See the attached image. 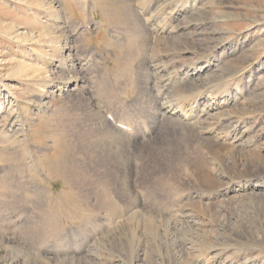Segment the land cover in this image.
I'll list each match as a JSON object with an SVG mask.
<instances>
[{
    "label": "rangeland",
    "instance_id": "obj_1",
    "mask_svg": "<svg viewBox=\"0 0 264 264\" xmlns=\"http://www.w3.org/2000/svg\"><path fill=\"white\" fill-rule=\"evenodd\" d=\"M98 1L0 0V264H264V0Z\"/></svg>",
    "mask_w": 264,
    "mask_h": 264
},
{
    "label": "bare ground",
    "instance_id": "obj_2",
    "mask_svg": "<svg viewBox=\"0 0 264 264\" xmlns=\"http://www.w3.org/2000/svg\"><path fill=\"white\" fill-rule=\"evenodd\" d=\"M98 1V0H97ZM100 1V0H99ZM98 1V2H99ZM197 0H193V3L194 2H196ZM164 4V3H163ZM162 4V5H163ZM143 5H145V4H143ZM158 5V4H157ZM165 5V4H164ZM139 6H140V4H139ZM171 6V5H170ZM144 7V6H143ZM143 7H138L139 8V10H141V12H139V13H141V14H139L138 12V14L139 15H141L142 16V23L140 24L139 23V19H140V17L137 15V16H135L134 15V17H135V19L133 18L132 20H133V26H134V28L136 29V32H135V34H134V36L132 37V39L133 40H140V41H142L143 42V45H144V47L145 48H147L148 46H149V44L147 43V39H148V37H149V39L151 40V38H153V37H155V36H151L150 35V32H149V28L147 27V24L148 23H151V20L148 18V17H145V15H146V13L144 12L145 11V9L143 8ZM133 9V8H132ZM170 10H172V9H170ZM177 10H179V9H177ZM134 11V10H133ZM138 11V10H137ZM174 11H176V10H172V12L174 13ZM177 13H175V15H173L172 16V19L173 18H176L178 15H180L181 13L180 12H178V11H176ZM158 17V16H157ZM157 17L155 16L154 17V21H156L157 20ZM139 18V19H138ZM136 23H135V22ZM191 21H194L193 19L191 20ZM191 21H185V22H187V23H183L181 26H180V28H181V30H182V32L181 33H183V31H186L187 32V30H188V28L187 27H189L190 26V22ZM195 21H199V18H197V19H195ZM202 21H205V19L204 20H202ZM190 24H189V23ZM154 22H152L151 24H153ZM194 23V22H193ZM209 23V22H208ZM194 24H196V23H194ZM180 25V24H179ZM192 25V24H191ZM196 25H198V24H196ZM161 27L162 29L160 30L158 27ZM194 26V25H193ZM179 29V28H178ZM190 29V28H189ZM162 31H166V27H165V22L162 24V25H160V24H158L155 28H154V31H151V34H153V35H158L160 32H162ZM168 32V31H167ZM190 32V31H189ZM188 32V33H189ZM168 34H170L169 32H168ZM186 34V33H185ZM190 34V33H189ZM150 35V36H149ZM188 35V34H187ZM213 36V35H212ZM188 37V36H187ZM206 37V36H205ZM166 38H170V36H168V37H166ZM171 41H169V43L171 44V45H173V46H175V47H177L178 46V44H179V42H178V40H176L175 39V37H173V36H171ZM181 39H182V43L185 41L186 42V37L183 35V36H181ZM71 48L72 47H70V48H68V49H70L69 50V52H71L72 50H71ZM72 53V52H71ZM70 53V54H71ZM73 54V53H72ZM74 55V54H73ZM67 56H68V54H67ZM70 56V55H69ZM75 60V59H74ZM71 61V60H70ZM73 65H74V63H73ZM156 65L158 66L159 64H157L156 63ZM164 65V64H163ZM168 65V64H167ZM81 66V65H80ZM152 66V65H151ZM153 66H155V65H153ZM161 66V65H160ZM156 67V66H155ZM164 67V66H163ZM79 68V67H78ZM154 68V67H153ZM158 68V67H157ZM66 69V68H65ZM162 69V68H161ZM155 70V69H154ZM159 71H160V69H159ZM176 71V70H175ZM171 73V72H170ZM186 73V72H185ZM152 74V73H151ZM156 74V73H155ZM174 74V73H173ZM170 75V74H169ZM169 77V76H168ZM165 78H167V77H165ZM171 78V77H170ZM198 78V77H197ZM203 78V77H202ZM161 79V78H160ZM168 80V79H167ZM198 80V79H197ZM169 81L170 80H168L167 81V83L165 84V86L164 87H166V85L169 83ZM208 81V80H207ZM183 82H185V81H182V83ZM164 83V82H163ZM155 84V83H154ZM190 83H188L187 84V86L189 85ZM182 85H184V84H182ZM181 85V86H182ZM192 86V85H191ZM179 87V86H178ZM184 88H185V85H184ZM214 88V87H213ZM182 89H183V87H182ZM181 89V90H182ZM188 89V88H187ZM207 89V88H206ZM7 90H8V88H7ZM163 90V89H162ZM185 90V89H184ZM203 91H204V89H202ZM179 91H180V89H179ZM188 91V90H187ZM190 91V90H189ZM193 92V91H192ZM197 92H199V91H197ZM190 93V92H189ZM169 96V95H168ZM187 97V96H186ZM14 98V97H13ZM181 98H184V97H181ZM192 98V97H191ZM196 98V97H195ZM188 99V98H187ZM187 99H185V100H187ZM190 99V98H189ZM200 99H201V97H198V98H196V99H194V103L196 102V103H198L199 101H200ZM183 100V99H182ZM171 101V100H170ZM179 101V100H178ZM177 101V102H178ZM162 101H160V102H158V104H157V107H158V109L161 111V113L163 112V113H169V114H171V115H173V116H175V117H179L180 115H182V113H184V116H185V118H188V117H190L191 116V114H192V111H190V112H188V111H184V112H181L180 110H177L176 108L177 107H173L172 105L173 104H171V103H167V102H162ZM191 102V101H190ZM182 103V102H181ZM11 104V103H10ZM190 104H192V103H190ZM199 104V103H198ZM189 105V104H188ZM14 108V107H13ZM189 109H192L193 107H188ZM167 109V110H166ZM187 109V108H186ZM3 111V108L2 107H0V112H2ZM10 114H12V113H10ZM17 115V114H16ZM173 118V117H172ZM198 118V117H197ZM8 120V119H7ZM203 124V123H202ZM201 124V125H202ZM121 126H122V124H120ZM121 126H119V128H122V129H127V128H125V126L123 125L122 127ZM203 129H204V127H203V125L201 126ZM201 128V129H202ZM202 129V130H203ZM201 130V131H202ZM25 132V131H24ZM6 135V134H5ZM115 135V134H114ZM28 136V135H27ZM6 137V136H5ZM25 138V137H24ZM8 141H11V140H8ZM6 142H7V140H6ZM10 144V143H9ZM91 146H92V144H91ZM109 146V145H108ZM90 147V146H89ZM85 161V160H84ZM107 180V179H106ZM104 198V197H103ZM107 200V199H106ZM105 202V201H104ZM110 212V211H109ZM128 213V212H127ZM116 215H120V214H116ZM115 217V216H114ZM117 218H119V216H117ZM217 264H221V262L220 261H218L217 262ZM252 264H254V263H252Z\"/></svg>",
    "mask_w": 264,
    "mask_h": 264
}]
</instances>
